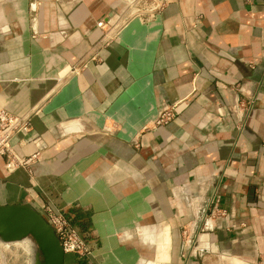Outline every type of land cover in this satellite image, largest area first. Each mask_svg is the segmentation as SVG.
Segmentation results:
<instances>
[{"label": "crops", "instance_id": "0c3cea01", "mask_svg": "<svg viewBox=\"0 0 264 264\" xmlns=\"http://www.w3.org/2000/svg\"><path fill=\"white\" fill-rule=\"evenodd\" d=\"M0 108V205L69 217L65 264H264V0H0Z\"/></svg>", "mask_w": 264, "mask_h": 264}, {"label": "built area", "instance_id": "2783aa9c", "mask_svg": "<svg viewBox=\"0 0 264 264\" xmlns=\"http://www.w3.org/2000/svg\"><path fill=\"white\" fill-rule=\"evenodd\" d=\"M124 20V15L114 20L107 17L106 20L99 21L97 27L101 29L105 27L103 35L115 33ZM175 109V103L163 106L154 122L155 125H164L170 122L175 117ZM29 127L30 124L27 119L12 115L0 108V155L4 157L5 167L9 171L16 167H27L31 163L32 156L26 158L18 157L14 154L10 145L13 135L21 131H27ZM213 209L216 210L215 207ZM41 215L55 230L65 253H73L80 257L90 254L88 244L82 232L61 210L45 206Z\"/></svg>", "mask_w": 264, "mask_h": 264}, {"label": "water", "instance_id": "95a60500", "mask_svg": "<svg viewBox=\"0 0 264 264\" xmlns=\"http://www.w3.org/2000/svg\"><path fill=\"white\" fill-rule=\"evenodd\" d=\"M36 0H30L35 14ZM30 237L36 246L31 264H65V252L53 227L40 212L25 203L0 205V242L13 243Z\"/></svg>", "mask_w": 264, "mask_h": 264}, {"label": "rangeland", "instance_id": "374dc122", "mask_svg": "<svg viewBox=\"0 0 264 264\" xmlns=\"http://www.w3.org/2000/svg\"><path fill=\"white\" fill-rule=\"evenodd\" d=\"M35 249V243L30 237L13 243L0 242V264H31Z\"/></svg>", "mask_w": 264, "mask_h": 264}, {"label": "bare ground", "instance_id": "6f19581e", "mask_svg": "<svg viewBox=\"0 0 264 264\" xmlns=\"http://www.w3.org/2000/svg\"><path fill=\"white\" fill-rule=\"evenodd\" d=\"M18 242V241H17ZM17 244V243H16Z\"/></svg>", "mask_w": 264, "mask_h": 264}]
</instances>
